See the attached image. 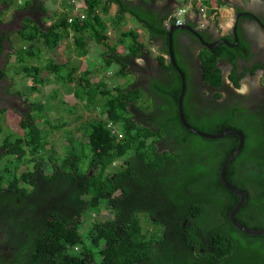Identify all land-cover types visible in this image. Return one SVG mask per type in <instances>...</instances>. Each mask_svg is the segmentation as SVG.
<instances>
[{
    "label": "trees",
    "instance_id": "obj_1",
    "mask_svg": "<svg viewBox=\"0 0 264 264\" xmlns=\"http://www.w3.org/2000/svg\"><path fill=\"white\" fill-rule=\"evenodd\" d=\"M141 1L136 6L125 0H82L77 8L84 20L74 18L67 4L66 13L49 18L50 26L27 19L19 33L26 46L15 49V56L33 81L31 89L38 91L49 82L40 75L46 71L55 84L64 83L68 94L93 106L98 116L77 127L79 138L67 133L63 157L59 162L50 159L51 174L42 161L28 156L47 146L37 122L49 106H33V116H24L20 123L21 136L0 138V264H264V236H249L233 226L230 214L240 197L220 181L239 138L208 140L184 127L178 109L182 81L166 58L167 28L176 22L154 8L155 0ZM35 2L45 11L43 1L22 0L23 7ZM112 4L118 8V26L129 14L150 38L162 40L155 59L160 79L144 83L139 76L135 60L146 46L136 31L121 33L132 42L123 54L106 43L108 28L98 13L108 14ZM72 32L92 38L96 34L99 45L108 48L97 70L116 67L114 79L125 84L110 88L105 79L95 82L104 77L97 70H84L78 78L75 65L52 59L44 68L31 65L44 52H57ZM240 38V46L249 51ZM174 51L186 75L183 113L189 125L211 135L232 130L244 135V148L228 166L226 182L248 194L237 221L264 230V115L215 101L222 98L220 92L206 102L195 95L175 49V34ZM228 55L235 65L236 50L229 45L201 52V80L211 92L224 85L218 60ZM5 75L0 69V82ZM34 162L33 170L18 173L22 165Z\"/></svg>",
    "mask_w": 264,
    "mask_h": 264
},
{
    "label": "flooded vegetation",
    "instance_id": "obj_2",
    "mask_svg": "<svg viewBox=\"0 0 264 264\" xmlns=\"http://www.w3.org/2000/svg\"><path fill=\"white\" fill-rule=\"evenodd\" d=\"M137 6H140V4L138 3ZM236 6H238V8L236 10L234 9L235 15L233 22L239 18L238 35L247 41L249 51H247L246 48L241 47L240 43H238L237 46L232 47L236 50L235 65L231 64V56L229 55L218 60V68L221 70L224 77V85L218 91L211 92V88L201 80L202 63L200 55L203 48H205L201 42L190 32L185 31L187 34H183L178 38L180 44L179 49L182 51L185 58L184 60L189 66L190 85H194L195 95H199V97H202L206 102L208 98L214 99V94L216 92H220L222 98L215 101H218L219 103H228L232 107H239L250 113L264 115V0H249L247 4L238 3ZM3 13L5 12L0 8V14L2 15ZM16 13H14L15 15L11 21L5 23L0 21V40L3 34L8 38L11 34L16 36L18 33H16V31H18L17 29L20 27L18 22L27 15H29L34 21L38 20L39 14L35 8H31L28 12L20 11ZM185 23L188 22L185 20ZM191 26L198 29L203 35L205 41H208L202 30L196 25ZM231 36L234 38L233 34H231ZM21 40L24 41L23 39ZM21 40L17 39V42H21ZM219 40H225V38ZM219 40L208 42L213 43ZM240 40L241 38L239 39V42ZM7 42L6 38L2 40L3 52L0 53V69L4 64L2 61L4 55L11 50L8 45L9 42ZM228 43L231 45L235 44L234 41H228ZM148 60L151 61L150 59ZM150 64L151 65H148V63L145 62L144 67H142L138 73L139 76H144V83L150 81L151 77L159 79L161 77L162 71L158 69L160 68L159 65L155 62H150ZM233 75H235L236 81L232 80ZM0 84L2 86L0 107L5 106L6 104H18L15 95H10L8 91L6 92L7 83L5 82V77Z\"/></svg>",
    "mask_w": 264,
    "mask_h": 264
},
{
    "label": "rangeland",
    "instance_id": "obj_3",
    "mask_svg": "<svg viewBox=\"0 0 264 264\" xmlns=\"http://www.w3.org/2000/svg\"><path fill=\"white\" fill-rule=\"evenodd\" d=\"M70 2L69 5L71 4ZM12 3L16 5V1L12 0ZM232 21H234V17ZM108 34L109 31L107 32V35ZM21 39L22 38H20V40ZM23 43L24 42L22 40L21 42H16V49L24 46ZM61 43L63 44V48H61L60 52L58 51L53 53V59L59 64H62V62H67L73 66L75 65L76 68L80 69L78 71L79 73L77 72L76 74L78 78H81L82 73L88 67L91 68L93 65L101 67L104 64L101 62L103 60L100 61L99 58L96 60H91V57H86L87 55L79 57L81 58L79 64L77 62H73L72 59H75V56L78 55L74 52L72 54V43L69 42L68 45H65L63 41ZM107 44H109V41H107ZM86 45V47L91 50V46L88 45L87 42ZM84 49L85 48H77L76 50H78V52H83ZM10 53H12V49L6 55H4L3 60L1 59L4 63L1 69L6 70V92L8 91L10 95H15V98L17 99L16 102L19 105L6 104L5 106L0 107V126L3 128V134L0 135L1 141L4 140L5 137L9 138L6 135H12L13 133H15V136H21L23 130L20 127V123L23 122V117H28L30 114L33 116L34 111L32 108L34 105L40 103L46 104V106H49V108H47L44 113L41 114L37 125L42 131V141L46 143L47 146L42 152H31L28 156L31 159L34 158L35 162L42 161L46 173L51 174L54 163L53 160L59 162V159H61L65 153V148L67 146L65 136L67 133L72 131L74 136L79 138L80 134L77 131V127L87 119L96 117L98 115L93 110V106H86L87 103L76 99L73 93L68 94L64 89L63 82H61L60 85L55 84V82L52 80V76H49L47 72L41 71V77H43V79L48 77L50 79L49 82H46V85L39 87L38 91L32 90V79H29L24 72H20L21 70L19 65H17L16 68V61L15 63L11 62L14 59V55L12 56ZM82 59L86 61L81 62ZM46 61V57H44V54H42L37 59H33L32 64L34 66H40L41 68H44L46 66ZM181 64L182 66L186 67L182 62ZM16 70L18 72H16ZM115 70L116 67L106 68L101 74L107 78L103 77L100 79L101 77H98L96 79L94 78L93 81L98 82L105 79L110 83V85H108L110 88L116 87L119 84L124 85L126 82L125 80L118 82L114 79ZM187 74H189V71ZM5 110L8 112H5ZM92 111H94V113H92ZM28 121L29 120L26 119L27 123ZM51 158L53 160H50ZM35 162L22 165L18 173L21 174L25 171L33 170ZM106 216H109V213H106ZM8 226L9 225H5L4 228H8Z\"/></svg>",
    "mask_w": 264,
    "mask_h": 264
},
{
    "label": "crops",
    "instance_id": "obj_4",
    "mask_svg": "<svg viewBox=\"0 0 264 264\" xmlns=\"http://www.w3.org/2000/svg\"><path fill=\"white\" fill-rule=\"evenodd\" d=\"M40 1L44 2L45 11H41L36 2L29 7H23V4L20 5L19 3L18 4L16 3V5H14L12 2L10 3L7 0H0V8L3 9V11L5 12L2 15L0 14V21L4 23L11 21V19L15 15L14 13L20 12V11L28 12L31 8H35L39 14L38 20H35V22H37V24H39L40 26L41 25L50 26L52 22L49 20V18L53 15H59L60 13H66L65 12L67 10L66 7L70 0L67 1L66 4H64L63 0H40ZM79 1H81L82 3V0H79ZM79 1L76 0L78 4H79ZM125 1L129 3L132 2V4L136 6L138 3L141 5V0H125ZM154 2H155L154 8H156L157 11L160 12L162 15H168L169 13V18H171V16L175 12H178L180 9H186L187 10V15L185 18L186 22L190 23L191 25H196L200 30H202L207 40L212 42L215 40H219L221 38H226V37L231 36L232 29L234 26V22L232 21V19L235 15V10L238 8V6L236 5L238 3L247 4L249 0H155ZM62 4L64 5V7L62 6ZM73 7L75 8L74 4H73ZM203 8H206L209 10L207 14L201 15V11L203 10ZM117 11H118L117 5L112 4L108 14H103L102 12L98 13V15L103 19L104 25H106L108 28L107 32L109 31L108 35H107V32L105 33V36L108 37L109 39L107 40L109 41L108 45L116 47L117 51L120 54H123L129 50V45H131L132 42L129 38L121 37L120 36L121 33L136 31L138 33L139 42L146 46L145 49L142 50L143 55H141V58L139 57L135 60V62L138 65V68L141 69L142 67H144L145 62L146 63L148 62L156 63L155 59L160 54L161 49L163 48L162 40L150 38L147 30L142 25L138 24L135 21V19L132 18V16H130L129 14L126 15L124 23L118 26L117 25L118 23H116L115 21V16L117 14ZM204 15L206 16V19H204L203 17ZM27 19H32V18H30V16L27 15L26 17L22 18L20 22H18L20 27L17 29L18 31H16V33L18 32L16 36L11 34L9 35V38H8L7 36H5V34H3L0 40V46H3L2 40L4 38H6L7 41L9 42L8 45L12 49L11 55L12 56L14 55V59L11 62L15 63L16 61V68L18 65L17 58L15 56L16 54L15 47H17L16 42H17V39L21 38L20 34L25 28ZM169 25L170 24H167V26ZM98 32L100 33L101 31H96L95 33L98 35ZM96 34L92 35L94 37L92 38L90 34L77 35L75 32H72L67 37V39L63 41L65 45H68L69 42H71L72 43V54L74 52L78 55V56H75V59L74 58L72 59L73 62H77L79 64L81 60V58L79 57L83 55H87L86 56L87 58L91 57V60L92 59L96 60L97 58H99L100 61L103 60V56L108 52V48L104 44L99 45V42H97L98 38L96 37ZM183 34L186 35L187 33L185 32L175 33V49H176V52L179 53L181 62L186 66L187 69H189V66L184 60L185 59L184 55L182 51H180L179 49L180 44H179L178 38ZM76 38L81 39L79 43L76 42ZM81 41H83V44H81ZM23 42H24L23 43L24 46H26L25 41ZM86 42L88 45L91 46V50L86 47L87 46ZM61 48H63L62 43H60V47L57 50V52L58 51L60 52ZM77 48H85V49L83 50V52L81 51L78 52L79 49L76 50ZM53 53L54 52L49 53V51H47L46 53H44V57H46L47 60L49 59L54 60L52 56ZM148 59H150L151 61H148ZM83 61H86V60L82 59L81 62ZM66 63L67 62H62V64H66ZM19 66L21 68V65ZM86 70L96 71L97 68H96V65H93V67L91 68L88 67ZM16 72L18 71L16 70ZM20 72H23V71H20ZM96 72L98 74L101 73L99 70H97ZM5 112H8V111L5 110Z\"/></svg>",
    "mask_w": 264,
    "mask_h": 264
},
{
    "label": "water",
    "instance_id": "obj_5",
    "mask_svg": "<svg viewBox=\"0 0 264 264\" xmlns=\"http://www.w3.org/2000/svg\"><path fill=\"white\" fill-rule=\"evenodd\" d=\"M238 26H239V18L234 22V26H233L234 28H233L232 34L234 35V43L235 44L231 45L226 40H219V41L213 42V43L205 41L201 32L198 31V29L192 27L189 23H184L182 25H171L167 28L168 29V53H169L168 59H169L170 63L172 64V66L175 68V70L178 72V74L181 78V81H182L181 92H180V95L178 98V109H179V118H180L182 124L184 125V127L188 131H190L191 133H193V134H195L201 138L208 139V140L223 139V138L228 137V136H237L239 138V146H238L237 150L233 154H231V156L225 162V164L222 167L221 175H220V181H221V184L223 185V187L225 189H227L228 191H230V192H232V193H234L240 197L239 203L234 207V209L232 210V212L230 214V221L236 229H238L239 231H241L242 233H244L246 235L264 236V230L249 229L237 221L236 215L246 205V203L248 201V194L244 190H239L237 188H234L226 182L227 168L230 165V163L243 150L244 144H245V137L241 132L235 131V130L223 132V133L217 134V135H211V134H207V133L201 132L199 130H196L189 125V123L185 119L184 113H183V103H184V99L186 96V89H187L186 75L182 71V69L180 68V66L177 62L175 51H174V34L176 31H179V30L190 32L208 50H213L214 48L219 47L221 44H226V45H229L230 47H235L239 43Z\"/></svg>",
    "mask_w": 264,
    "mask_h": 264
},
{
    "label": "clouds",
    "instance_id": "obj_6",
    "mask_svg": "<svg viewBox=\"0 0 264 264\" xmlns=\"http://www.w3.org/2000/svg\"><path fill=\"white\" fill-rule=\"evenodd\" d=\"M40 1V0H39ZM71 1V2H70ZM69 2L71 3L70 5H69V3H68V5L69 6H71V8H73V14H72V16L74 17V18H76V19H79V20H84V19H81L80 18V15H84V14H81L80 12H79V10H78V5H77V2H76V0H70ZM16 3L18 4H20V5H22L23 3H22V0H16ZM73 4L75 5V8L73 7ZM210 4V3H209ZM182 10H184L185 11V13L182 15V16H179V18L180 19H182L184 22L182 23V24H184L185 23V18H186V15H187V10L186 9H180L178 12H175L172 16H171V19L172 20H175V22H176V24L175 25H177V19L175 18V16L177 15V14H179ZM208 10L209 9H206V8H203V10L201 11V15L202 14H207V12H208ZM85 16V15H84ZM70 22H71V19H70ZM181 24V25H182ZM10 54H12V53H10ZM167 59H168V57H167ZM57 64H59V63H57ZM40 67V66H39ZM2 70H4V69H2ZM6 71V70H5ZM44 72H46V71H44ZM40 75H41V72H40ZM3 77H5L6 78V75L5 76H3Z\"/></svg>",
    "mask_w": 264,
    "mask_h": 264
},
{
    "label": "built area",
    "instance_id": "obj_7",
    "mask_svg": "<svg viewBox=\"0 0 264 264\" xmlns=\"http://www.w3.org/2000/svg\"><path fill=\"white\" fill-rule=\"evenodd\" d=\"M184 13H185V11L182 10L179 14H177L175 16V18L177 19V25H181L184 22L182 19L179 18V16H182ZM203 17H204V19H206L205 15ZM80 18L81 19H85V16L84 15H80Z\"/></svg>",
    "mask_w": 264,
    "mask_h": 264
}]
</instances>
